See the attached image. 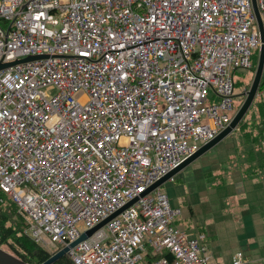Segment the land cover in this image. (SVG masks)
Returning <instances> with one entry per match:
<instances>
[{
    "label": "built area",
    "instance_id": "obj_1",
    "mask_svg": "<svg viewBox=\"0 0 264 264\" xmlns=\"http://www.w3.org/2000/svg\"><path fill=\"white\" fill-rule=\"evenodd\" d=\"M260 44L252 0H0V62L40 56L0 69V188L26 234L53 254L123 208L72 264H222L146 191L229 125Z\"/></svg>",
    "mask_w": 264,
    "mask_h": 264
},
{
    "label": "rangeland",
    "instance_id": "obj_2",
    "mask_svg": "<svg viewBox=\"0 0 264 264\" xmlns=\"http://www.w3.org/2000/svg\"><path fill=\"white\" fill-rule=\"evenodd\" d=\"M258 53L259 50L253 56L255 62L258 60ZM255 69L256 66L253 69L240 67L235 71V78L238 80V84L235 88L234 104L237 109L246 97V91L250 88ZM261 100L264 101V91L258 89L252 104L244 115L246 121L244 131L237 125L221 141L176 173L173 179H167L160 185L161 190L169 196L171 203L180 206L182 209L181 216L176 219V224L188 230L189 226L184 225L182 221L185 219L190 221L192 219L194 221L193 226L189 230L196 235L205 234L204 232L206 231L207 234H205L204 241L207 242L215 255L223 253L224 249L234 251L238 244V237L234 231L220 232V230H217L210 232L208 230V227L211 226L206 219L213 215L222 217L224 212L222 209L225 201V187L214 188V185L226 184L228 188L234 183L235 179L238 181L241 178V174L235 170L239 168L240 163L243 164V161H241L243 157L245 158L243 168H247V159L243 155L245 152H241H243L242 150L245 147L249 148V145L245 142V138L247 137L248 139H246L249 140V136L244 138V135L247 132L253 133V135L258 133L256 125L261 121V112L257 104ZM252 137L254 138V136ZM263 139L260 141V146L264 149ZM234 156L241 159H236ZM227 200H229L228 197ZM190 208L193 212H190ZM23 218L25 219L24 216ZM2 246L8 251H12L10 245L3 244Z\"/></svg>",
    "mask_w": 264,
    "mask_h": 264
},
{
    "label": "crops",
    "instance_id": "obj_3",
    "mask_svg": "<svg viewBox=\"0 0 264 264\" xmlns=\"http://www.w3.org/2000/svg\"><path fill=\"white\" fill-rule=\"evenodd\" d=\"M234 158L241 159L236 156ZM241 161L244 164L245 158L243 157ZM243 164L240 163L239 168L235 170L241 174L238 181L235 179L228 188L226 184L214 185V188L225 187V201L222 209L224 212L223 215L221 214L222 217L213 215L206 219L211 226L208 227L210 232L234 231L238 237V244L234 251L224 249L223 253L215 255L209 247L213 260L222 264H231L234 253L239 249L244 252L242 264H264V180L245 171ZM190 212H193L191 208ZM193 222L192 219L182 221L184 225L189 226V229L193 226ZM189 229L188 232L195 234ZM204 233L207 234L206 231Z\"/></svg>",
    "mask_w": 264,
    "mask_h": 264
},
{
    "label": "trees",
    "instance_id": "obj_4",
    "mask_svg": "<svg viewBox=\"0 0 264 264\" xmlns=\"http://www.w3.org/2000/svg\"><path fill=\"white\" fill-rule=\"evenodd\" d=\"M256 63L257 61L255 62L253 60L252 69L256 66ZM237 84L238 80H236L235 86ZM259 89L264 91V73ZM257 106L261 112V121L256 125L258 133L253 135V133L247 132L246 135H244V138L249 136V140H247V137V139L245 138V142L249 145V148L245 147L241 153L245 152L243 155L247 159V168L245 171L247 170L251 175L255 174L264 180V149L260 146V141L264 138V101H259ZM245 123L246 121L243 117L238 124L242 130L246 127ZM252 136H254V138ZM26 225L27 222L18 212L17 205L0 188V246L8 244L13 251L10 252L13 254L31 264H40L47 260L52 253L35 242L24 232ZM52 264H72V261L69 255L65 254Z\"/></svg>",
    "mask_w": 264,
    "mask_h": 264
},
{
    "label": "water",
    "instance_id": "obj_5",
    "mask_svg": "<svg viewBox=\"0 0 264 264\" xmlns=\"http://www.w3.org/2000/svg\"><path fill=\"white\" fill-rule=\"evenodd\" d=\"M254 11L256 13V17L259 24L260 29V36H261V44L259 48L258 53V60L256 64L255 74L253 77V80L251 82L250 88L246 91V97L240 107L236 110L235 114L232 117L231 122L229 125L221 131L216 137H214L212 140L206 142L203 144L196 152L185 158L181 163H179L176 167H174L172 170H170L167 174L162 176L160 179H158L156 182H154L146 192L150 191L151 189L160 186L163 182H165L167 179H170L172 176H174L176 173H178L181 169L186 167L188 164L196 160L200 155L208 151L211 147H213L215 144H217L219 141H221L226 135H228L232 130H234L239 122L242 120L244 115L246 114L247 110L249 109L250 105L252 104L255 95L257 94V91L259 89V85L264 73V24L257 6L256 0H252ZM40 56H27L22 59H17L14 61L9 62H0V69L11 66L13 64H16L18 62H22L25 60L34 59ZM145 192V193H146ZM136 199L131 200L129 203H127L124 208L130 204H132ZM123 208L117 210L115 213L110 215L108 218L97 224L95 227L87 230L86 232L82 233L79 238H77L75 241L71 242L69 246H64L51 254V256L41 262L40 264H52L55 261H57L61 256L67 254V251L69 247L74 246L81 240L85 239L88 235H90L95 229L101 227L103 224H105L108 220H110L112 217H114L116 214H118ZM0 264H31L28 261L22 259L21 257L13 254L12 252L8 251L7 249L0 246Z\"/></svg>",
    "mask_w": 264,
    "mask_h": 264
}]
</instances>
